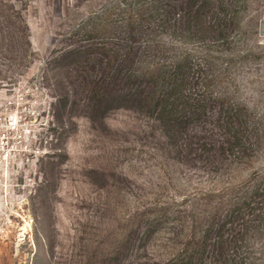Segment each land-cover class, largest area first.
Segmentation results:
<instances>
[{"label":"rangeland","instance_id":"374dc122","mask_svg":"<svg viewBox=\"0 0 264 264\" xmlns=\"http://www.w3.org/2000/svg\"><path fill=\"white\" fill-rule=\"evenodd\" d=\"M118 2L0 0V107L24 116L20 165L0 186V264L100 263L107 234L128 233L136 207L163 184L150 154L154 121L136 108L103 116L89 111V85L75 76L98 72L95 51L77 68L59 64L64 50L101 42L109 11L119 17ZM240 17L235 41L224 47L234 56L230 92L247 105L246 133L255 142L256 155L237 165L236 175L246 178L250 169L264 170V0H247ZM65 90L66 107L59 100ZM197 164L174 165L179 182H171L163 198L210 186L217 176L228 180L233 172L227 160L216 176ZM253 247L251 258L264 264V239Z\"/></svg>","mask_w":264,"mask_h":264},{"label":"trees","instance_id":"16d2710c","mask_svg":"<svg viewBox=\"0 0 264 264\" xmlns=\"http://www.w3.org/2000/svg\"><path fill=\"white\" fill-rule=\"evenodd\" d=\"M116 6L119 17L111 18L110 9L101 42L64 50L59 64L79 67L95 51L98 72L75 76L89 85V111L103 116L136 108L154 121L150 154L163 184L136 207L128 233L107 234L97 264H258L251 253L264 239V170L236 175L237 165L256 155L255 142L246 133L247 105L230 92L234 56L224 47L235 41L247 0H121ZM59 100L66 107L69 92ZM225 160L233 169L228 180L217 176L210 186L163 198L179 182L174 165L207 164V174L216 176Z\"/></svg>","mask_w":264,"mask_h":264},{"label":"built area","instance_id":"2783aa9c","mask_svg":"<svg viewBox=\"0 0 264 264\" xmlns=\"http://www.w3.org/2000/svg\"><path fill=\"white\" fill-rule=\"evenodd\" d=\"M23 119L20 109L0 107V186L4 185L3 181L6 175L10 176L12 168L20 165L24 151ZM10 161L14 162L13 166Z\"/></svg>","mask_w":264,"mask_h":264},{"label":"crops","instance_id":"0c3cea01","mask_svg":"<svg viewBox=\"0 0 264 264\" xmlns=\"http://www.w3.org/2000/svg\"><path fill=\"white\" fill-rule=\"evenodd\" d=\"M263 26H264V18H263Z\"/></svg>","mask_w":264,"mask_h":264}]
</instances>
